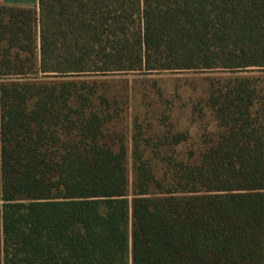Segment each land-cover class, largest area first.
<instances>
[{"label": "trees", "instance_id": "16d2710c", "mask_svg": "<svg viewBox=\"0 0 264 264\" xmlns=\"http://www.w3.org/2000/svg\"><path fill=\"white\" fill-rule=\"evenodd\" d=\"M37 22L38 75L0 80V264H264V0H38ZM34 51L31 10L0 2V73ZM187 70L241 75L210 81L186 159L134 125L128 229L122 109L96 78Z\"/></svg>", "mask_w": 264, "mask_h": 264}, {"label": "rangeland", "instance_id": "374dc122", "mask_svg": "<svg viewBox=\"0 0 264 264\" xmlns=\"http://www.w3.org/2000/svg\"><path fill=\"white\" fill-rule=\"evenodd\" d=\"M33 38L35 49V69L28 73H0V80L29 78L38 75V22L37 16L33 21ZM247 74L260 73L253 70ZM233 74L222 71H177L159 73H115L94 77L104 84L100 93L108 95L111 100H117L122 109L121 121L115 123V129H124L127 154L128 172V224L130 229V203L132 199V135L134 125H138L143 139L149 140L148 155L157 148L159 152L155 161L164 155L176 159H186L190 152L197 153L203 133H209L214 128L210 112L205 108L209 83L212 79L233 77ZM264 75V74H260ZM135 125V126H136ZM171 132L172 135L183 133L186 140L179 145H159V140ZM154 153V152H153ZM151 157V156H150ZM162 164L158 165L163 169ZM129 247V246H128ZM129 248L126 251V262L129 264Z\"/></svg>", "mask_w": 264, "mask_h": 264}, {"label": "crops", "instance_id": "0c3cea01", "mask_svg": "<svg viewBox=\"0 0 264 264\" xmlns=\"http://www.w3.org/2000/svg\"><path fill=\"white\" fill-rule=\"evenodd\" d=\"M1 4L9 7H22L31 10L33 21L37 16L38 19V0H0Z\"/></svg>", "mask_w": 264, "mask_h": 264}]
</instances>
